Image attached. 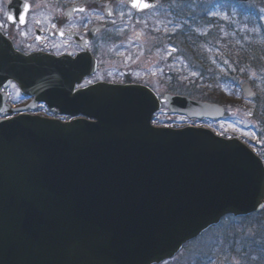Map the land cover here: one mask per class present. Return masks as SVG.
<instances>
[{"label": "water", "instance_id": "water-1", "mask_svg": "<svg viewBox=\"0 0 264 264\" xmlns=\"http://www.w3.org/2000/svg\"><path fill=\"white\" fill-rule=\"evenodd\" d=\"M3 68L57 115L94 122L0 121V264H162L225 216L263 210L264 166L240 141L152 126L161 104L191 120L221 107L136 85L74 92L93 66L64 60Z\"/></svg>", "mask_w": 264, "mask_h": 264}, {"label": "rangeland", "instance_id": "rangeland-1", "mask_svg": "<svg viewBox=\"0 0 264 264\" xmlns=\"http://www.w3.org/2000/svg\"><path fill=\"white\" fill-rule=\"evenodd\" d=\"M183 1L161 0L156 15L150 19H140L137 24L134 20L124 18V26H130L136 31H142L141 27H143L146 37L140 43L135 40L132 41V44L138 48L139 55L135 64L127 67V70L132 71L130 75L135 82L150 87L158 97L166 93H173L197 100L192 96L195 94H198V96L213 94L219 97L221 94L223 99L217 104L224 107L225 119L221 122L190 121L184 117L166 115L164 112L168 109L163 106L160 113L154 118V121L157 122L154 125L167 126L173 129L190 126L205 128L221 137L238 139L246 145L251 142H264V11H261V9H264V0H250L247 8L244 9V13L248 18L242 24L247 26H243L239 35L241 39L239 46L245 49L248 61L244 66L243 63H238L235 59L236 65H239V70L233 64L232 68H227L230 62L228 58L223 64L217 63L215 69L218 73L222 72L226 76L227 82L219 81L215 85L202 80L201 75L203 76V73L194 71L191 66H187L182 55L174 56L175 51H172L173 48H168L167 52H163L164 47L162 51L158 50V39H153L152 32L160 39L161 34L165 37L176 31L179 26L176 25V19L174 18L182 13L186 17L189 8L195 14H199V9L201 10L202 7L209 4L208 0H189L188 3ZM137 27L140 30H137ZM145 27L152 28V30ZM167 41L169 42V40ZM213 47V49L208 48L212 56L218 58L223 54L221 46L213 45ZM180 52L182 53V51ZM249 54L250 58L252 56L253 60L255 59V62L249 58ZM164 55L167 57L165 58ZM154 61H157V63L154 64ZM170 65L172 66L169 67ZM198 68L203 71L200 66ZM198 77H200L198 84L190 83L192 80H197ZM229 77H231L230 80ZM244 84L251 85L258 96L256 101L246 100L243 97L241 87ZM189 87L192 88L188 91ZM213 238H217L222 245H225L221 255L225 254L219 264H264V227L260 225V218H250L244 221L225 220L216 230L202 240L204 247L201 252L205 250L204 248L209 249L216 245ZM232 238H235L234 242ZM224 241L227 244H224ZM198 245H191L177 259L180 260L184 256L194 259L200 252V250H194ZM258 247L263 248L261 249L263 252L261 255L248 256L250 251ZM231 250H236L238 253L242 252V254H238V258L233 257Z\"/></svg>", "mask_w": 264, "mask_h": 264}, {"label": "flooded vegetation", "instance_id": "flooded-vegetation-1", "mask_svg": "<svg viewBox=\"0 0 264 264\" xmlns=\"http://www.w3.org/2000/svg\"><path fill=\"white\" fill-rule=\"evenodd\" d=\"M24 4L29 5L27 12L23 10ZM80 8L85 11L80 12ZM154 12L137 13L125 2L117 0H0V121L18 116L64 122L77 119L58 116L35 96H25L20 86L11 81L10 73L3 75L7 72L3 66L13 65L19 74L33 57L76 62L79 73L83 74H87L89 69L85 67L94 59L96 73L84 76L74 92L100 83L139 84L127 67L133 66L139 55L132 41L140 43L146 39L145 31L143 27L142 31H136L124 26L123 20L132 19L137 24L139 19H148ZM9 14L14 17V23L7 20ZM21 15L25 18L24 23L20 22ZM136 29L140 30L139 27ZM152 35L161 47L168 38L161 34L163 38L159 39L154 32ZM250 59L255 62L252 56ZM90 80L92 83L88 84ZM250 146L264 162V142H251Z\"/></svg>", "mask_w": 264, "mask_h": 264}, {"label": "trees", "instance_id": "trees-1", "mask_svg": "<svg viewBox=\"0 0 264 264\" xmlns=\"http://www.w3.org/2000/svg\"><path fill=\"white\" fill-rule=\"evenodd\" d=\"M228 3L230 4L229 7L222 6L221 9V15L219 18H222L223 16L227 15L226 19H213V23L211 24L210 28L214 29L215 31H206V27L208 26L209 17L208 16H202V20H204L203 24L199 23V15L195 20L191 19V24H188L187 20L184 17H181L182 26H181V33L184 32V30L187 32V34H180L179 36V46L180 49L184 52L186 58L189 60V65L192 67L194 71H199L203 73V76L201 75L202 80H206L208 83L215 85V83L221 81L223 83L227 82L226 76L221 72H217L215 69V61H211V53L208 54L205 50L206 45V38L200 37L199 28L206 33V37H208V41L210 42L211 46L210 48H214L213 45H219L221 46V49L223 51V54L219 56L218 58V64H223L226 62V60L230 59L229 65L227 68H232L234 65L239 70V65H236L235 59H237L238 63H243L245 66L246 62L248 61V56L245 51V49L240 45L241 39L239 38L240 33L242 32L243 26H246L243 23L245 21V18L240 14L239 11H242L241 5L236 4L234 2H231L228 0ZM233 11H236L233 13ZM198 26L199 28L195 27ZM223 29V30H222ZM183 35V36H182ZM228 37V39H227ZM225 38V39H224ZM209 48V46H208ZM228 58V59H227ZM233 64V65H232ZM197 66V67H196ZM203 68V71H201L198 67ZM200 77H198L197 80H192L190 83L192 84H198ZM192 87L188 88V91ZM218 92V91H217ZM213 95V94H212ZM201 95L198 96V94H195L192 96L194 99L206 101V102H212L217 103L219 101H222L223 95ZM197 96V97H196ZM264 226V224H263ZM213 232V231H212ZM212 232H210L208 235H210ZM207 235V236H208ZM205 238V237H204ZM203 238V239H204ZM197 240L189 245H187V248L191 245L195 246L198 245L194 250L198 252V254L195 256L194 259L191 257L179 259H175L174 261L170 262L172 264H219L220 260L222 261L224 254L221 255L222 250L225 249V245H222L220 240L217 238H213V241L216 242V245L211 248H204L203 249V242L202 240ZM235 238H232V241L234 242ZM202 242V243H201ZM254 244V243H253ZM233 245V244H232ZM186 248V249H187ZM195 251V252H196ZM232 252V256H236L238 254H242V252L238 253L236 250ZM261 255V252L258 248H255L253 251H250L248 256L252 255ZM238 258V257H237ZM190 259V261H189Z\"/></svg>", "mask_w": 264, "mask_h": 264}, {"label": "snow or ice", "instance_id": "snow-or-ice-1", "mask_svg": "<svg viewBox=\"0 0 264 264\" xmlns=\"http://www.w3.org/2000/svg\"><path fill=\"white\" fill-rule=\"evenodd\" d=\"M149 6H150V5L147 4V3H137V2H135V0H134V2L132 3V7H133V8L146 9V8H148ZM23 10H24V12H27V11L29 10V5H28V4H24V6H23ZM79 11H80V12H83V11H85V9H84V8H80ZM261 11H264V9H261ZM7 20L10 21V22H13V23L15 22V21H14V17H13L11 14H9V15L7 16ZM20 22H21V23H24V22H25V18H24L23 15L20 16ZM53 27H55V25H53ZM61 35H63L62 32H61ZM38 39H39V37H38ZM172 51H175V49H172ZM193 75H195V73H193ZM87 83H88V84H91L92 81L90 80V81H88ZM153 123H157V122H156V121H153ZM149 130H151V129H149Z\"/></svg>", "mask_w": 264, "mask_h": 264}]
</instances>
